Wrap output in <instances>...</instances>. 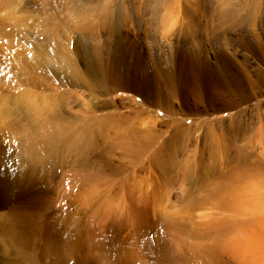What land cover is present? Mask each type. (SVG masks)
Instances as JSON below:
<instances>
[{"label": "rangeland", "instance_id": "obj_1", "mask_svg": "<svg viewBox=\"0 0 264 264\" xmlns=\"http://www.w3.org/2000/svg\"><path fill=\"white\" fill-rule=\"evenodd\" d=\"M231 176L264 193V0H0V258L219 264L264 217L204 238Z\"/></svg>", "mask_w": 264, "mask_h": 264}, {"label": "bare ground", "instance_id": "obj_2", "mask_svg": "<svg viewBox=\"0 0 264 264\" xmlns=\"http://www.w3.org/2000/svg\"><path fill=\"white\" fill-rule=\"evenodd\" d=\"M69 67H70V65H69ZM108 77H109V74H108ZM137 80L141 81V78L140 79L137 78ZM136 81H135L134 84L131 83V85L134 88H139L140 87L139 85H141V84L137 83ZM206 86H207V83H206ZM115 87L116 88H122L121 85L114 86V88ZM212 94L213 95L215 94V96H218V97L220 96L221 97L223 95L229 94V90L223 91V92H221V91H219V92L212 91L211 95ZM53 136H55V135H53ZM46 138H48V137H46ZM46 141H48V140L41 141L39 143L34 141V142H31V144H30V146L32 147V152H33L34 156L39 158L42 161L44 160V162H45V158L42 157L41 150L39 149V147H43V145H45V147H46V144H44V142H46ZM47 160H48V158L46 159V161ZM240 179H241V177H240ZM233 180H235V182H236V177L233 178V176H231V178H229L227 180L229 182L230 181L232 182V184L230 186V189H226L225 187H222L221 190H222L223 193L219 194L218 197H217V199H218V201L220 203L223 202V203L227 204V206L230 207V211H227L228 212L227 214H220L221 218H219L216 222H214V221L209 222L208 221V222H205L204 224H201L203 226L202 227L203 232H204V230H206L204 233H201V234L204 235V238H205V235L208 238L211 236V240H213V242L214 241H220L222 236L226 235L228 232L230 233L231 229L234 230V228L236 226H239V223H243V224H246V225H249V226H252V227L255 226L254 224H256L257 227L259 226V228L261 227L263 229V234L261 235V237L258 238L257 236H255V234H254L255 230H253L252 227H247L246 225H244V226L247 227V229H245V231H243V232L240 231V230L238 231V233L233 231L236 234L232 238H230V240L228 242H225L221 246V250H219L218 254H219L220 258H219L218 263L219 264H226V261L230 260L231 262L234 261V262H237L238 264H264V251L256 259L251 257V258H253L252 261L246 259L243 256V254H244L243 252L244 251L242 252L243 246H245V244L247 242L249 243V248H252V250H253V248L259 247L260 245H264V217L260 218V219L257 217V218H255L252 221L243 220V221L239 222L238 224H236L235 222L229 220V218H235L237 216V212H238L239 216H247V215L250 214L251 211L253 212V214L256 213V211L258 212V210L260 208H263L262 204L264 203V193H261L260 190H255L254 191L249 185L246 188H245V186H243V187L241 186V188L240 187L238 188V186L235 185L237 183H233ZM219 188H221V187H219ZM7 199H8L7 194L4 193V192H0V207H2V205L4 203H6L5 201H7ZM199 202L200 201H198V204H199ZM195 203L197 204V202H195ZM219 207L223 208L224 205L221 204ZM12 217H13L12 215L11 216H6V213L5 214L4 213H2V214L0 213V236H2L3 238H11V239H12V236H13L14 240L16 239L17 243L19 241V242L22 243V245H24V247H26L27 245H25L26 244L25 241H27L28 235H30V234H28V230L25 228V226H23L25 224V222H24L23 219L20 220V218H19V221H18V218L17 219L13 218V220H15V221L13 222V225H12ZM235 221H238V219L235 220ZM20 224H22V225H20ZM209 231L210 232L213 231V233H215L214 236H213V234L211 235ZM251 232H253V234ZM208 238H206L205 240H210ZM214 243L216 244L217 242H214ZM0 250H2V245L1 244H0ZM0 264H10V262L6 258L2 257V255H1Z\"/></svg>", "mask_w": 264, "mask_h": 264}]
</instances>
